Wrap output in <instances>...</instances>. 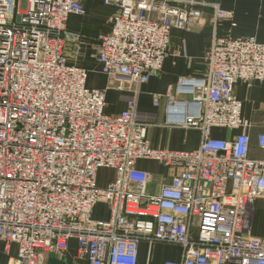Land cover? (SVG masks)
<instances>
[{
    "label": "built area",
    "instance_id": "built-area-1",
    "mask_svg": "<svg viewBox=\"0 0 264 264\" xmlns=\"http://www.w3.org/2000/svg\"><path fill=\"white\" fill-rule=\"evenodd\" d=\"M85 1L0 0V240L8 255L18 247L12 264L63 257L71 240L88 264H138L142 242L148 264L161 243L182 249L179 262L165 264H264V238L250 234L264 159L250 155L252 124L235 97L239 82H264V44L222 36L220 23L232 16L216 2L104 0L117 11L96 58L133 92L126 110L107 114L106 90L88 89L87 71L65 52L69 16L84 15ZM201 21L212 32L207 74L154 97L156 106L165 98L170 125L201 132L200 147L153 149L136 121L140 89L162 73L172 30ZM216 128L241 133L220 140ZM257 144L264 151V133ZM139 160L174 173L158 194ZM101 169L116 174L104 188ZM98 204L108 220L94 219Z\"/></svg>",
    "mask_w": 264,
    "mask_h": 264
},
{
    "label": "crops",
    "instance_id": "crops-1",
    "mask_svg": "<svg viewBox=\"0 0 264 264\" xmlns=\"http://www.w3.org/2000/svg\"><path fill=\"white\" fill-rule=\"evenodd\" d=\"M207 1L219 3L222 10L232 16L231 19H224L220 23L219 33L222 36L255 38L259 43L264 44V0ZM84 8V15L69 16L65 52L70 65L87 71L88 89L106 90V113L119 114L126 110L128 101L133 96L131 86L123 79L111 80L102 72V66L96 58L100 37L111 32L110 20L117 9L112 5L105 4L104 0H87L84 3ZM212 14L211 8L204 9L205 19H209ZM211 34V28L205 21L197 23L190 30L173 29L162 73L152 77L149 83L141 87L136 121L148 127V137L153 149L192 152L200 147L201 132L170 125L165 98L156 106L154 97L165 96L172 92L181 78L205 77L207 74L205 56L211 45ZM77 48H79L78 53H76ZM119 86L124 90H119ZM235 97L242 103L243 118L252 124L250 155L255 159H264V151L257 144L258 135L264 133V82H239L235 86ZM178 99L185 100L186 98ZM177 116L178 114H174V118ZM240 133L239 131L216 128L212 135L215 139L230 140ZM136 166L149 173V193L152 195L158 194L162 185L169 182L174 175L171 170L156 161L139 160ZM106 171L113 172V170L107 169ZM108 184H98V186L104 188ZM104 210L107 212L105 215ZM107 210L105 204H98L93 217L100 212L102 215L96 219L94 217V219L108 220L110 213ZM250 234L254 238H264V197L258 199L255 204ZM148 250V243L142 242L139 245L138 264H148ZM181 254L182 249L177 245L156 244L150 264H165L168 261L179 262ZM17 256L18 247L16 245L12 246L8 255L4 243L0 240V264H12V260ZM41 264L88 263L80 258L77 241L71 240L63 257L55 254L43 255Z\"/></svg>",
    "mask_w": 264,
    "mask_h": 264
},
{
    "label": "rangeland",
    "instance_id": "rangeland-1",
    "mask_svg": "<svg viewBox=\"0 0 264 264\" xmlns=\"http://www.w3.org/2000/svg\"><path fill=\"white\" fill-rule=\"evenodd\" d=\"M102 171L99 173L98 175V184L99 185H104L105 183H110L114 180V177L116 176V174H114L115 172H109L106 171V169H101ZM108 211V210H107ZM104 215L107 214V212L104 210ZM102 215V212H100L99 214L94 215L95 219L98 218L99 216Z\"/></svg>",
    "mask_w": 264,
    "mask_h": 264
}]
</instances>
